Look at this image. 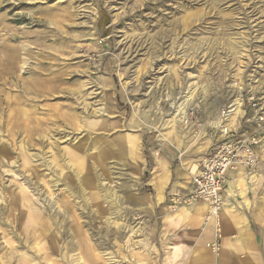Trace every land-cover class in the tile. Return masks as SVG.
<instances>
[{"label": "rangeland", "instance_id": "1", "mask_svg": "<svg viewBox=\"0 0 264 264\" xmlns=\"http://www.w3.org/2000/svg\"><path fill=\"white\" fill-rule=\"evenodd\" d=\"M0 58V90L13 102L0 103V150L10 153L0 157V258L19 245L31 208L59 239L54 262L66 253L64 264H92L91 254L93 264H109L108 254L119 264H194L198 231L170 217V200L222 140L221 108L238 94L241 107L248 91L264 96V0H0ZM188 90L193 104L169 124ZM252 116L239 108L226 139L256 133V167L244 171L248 187L249 176L259 180L246 197L264 253V120ZM117 135L131 138L132 154L110 151ZM210 233L203 246L216 261L222 239L215 254Z\"/></svg>", "mask_w": 264, "mask_h": 264}, {"label": "bare ground", "instance_id": "2", "mask_svg": "<svg viewBox=\"0 0 264 264\" xmlns=\"http://www.w3.org/2000/svg\"><path fill=\"white\" fill-rule=\"evenodd\" d=\"M3 62H2V60L0 58V85H3V84L6 83V79H7V76H8V71H7L6 66H5V64ZM13 74H15V72ZM192 94H193L192 90H188L187 91L186 95L182 98L181 103L178 106H176V114L171 120H169V124L170 123H174V121L176 120V116L183 117V116L186 115V108L189 107V105L193 104V102H192V100H193ZM4 97L5 96H2V91L0 90V103H5L8 106H11V104L13 102H10V98H8V97L4 98ZM233 105H234L233 106L234 109H233V112H232L233 113V116L231 117L232 119L235 118L236 116H238V114H239V108H240V96H239V94L235 98ZM15 122L16 121H15L14 118H12V120L8 118L5 121L6 125L10 126L11 130H13L15 128V126H16ZM2 124H3V122H2ZM217 125H219L218 122H217ZM130 139L131 138H129L128 136H125V135H122V136L117 135L116 137L111 139V145H110L111 149H110V151L111 152L113 151V152L118 153V154L123 155V156H127V155L132 154L133 150H131V149H129L127 147L128 144H131V140ZM96 145H97V142L95 143V146ZM105 147L106 146H104V148ZM101 152H102V150H101ZM8 155H10V153H7L6 150L3 148L1 153H0V157L1 158L5 157V158L8 159V157H10ZM98 155L101 158V155L100 154H98ZM245 177L246 176H245L244 168H240L238 173L233 176V179H234L233 185L228 190V195H229V197L230 196H233V197L239 196L243 200V203L248 204L249 201L247 200L246 192L248 190L249 191L250 190L254 191L253 185H254V183L256 181H259V180H258V178H254L253 176H249L250 178L248 177L247 179L250 180L251 187H248L247 186V181L245 180ZM56 183L58 184L59 182H56ZM81 183H87V180L83 179V181ZM166 184H167V179L165 181L164 187L166 186ZM67 186H68V184H67ZM80 186H81V184H80ZM82 188H84L83 185H82ZM109 193H107V195L105 194V196L103 197L104 200L108 199V194ZM114 193H116V192H113V194ZM158 197H159L158 200L163 203L164 200H163V197L161 196V192H160V194L158 193ZM156 199H157V196H156ZM10 205H11V208L14 209L13 208V204L11 202H10ZM135 207H137V209L139 211L143 210V208L138 207L137 205H135ZM230 207L232 208V206H230ZM28 210H29V212H24L23 215H22V219H24V229H22L21 233H18V232L14 233L15 238L17 239V242H18L19 245L17 246V248H13L8 253H6V254L4 253V255L0 258V264H42L44 262H45V264H64L65 261H66V260L64 261V259L66 258V253L62 257L63 260L60 263L59 262H54V261L51 260L52 254L61 252V249H60V246H59L60 244H59L58 237L57 236L56 237L53 236V238H52V235H50L48 218H37L36 215H35V212H37V210L33 211L31 208H29ZM173 211H175V214L170 216L171 218L175 217L178 221H185V220L191 221V222H193L192 224H194L198 228L201 227L202 222L204 221L203 220V216H202V214L204 213V208H202L200 205H197V207L190 208V209H188L186 207H176ZM113 216H111V217L108 216L109 217L108 220H107L108 222L106 221V223L109 224L110 226L116 225L115 218ZM121 216H122V214L120 215V217ZM107 224H106V226H107ZM205 229H207L208 232H211L209 227H205ZM138 231H141V230H138ZM135 233H136V231H135ZM23 234H24V244H25L24 247L21 246ZM129 234H130V232H129ZM3 236H4V233H3ZM131 236L132 235L130 234V235L127 236V239H125L124 242L121 241V242H123V246H126V249L129 252L132 251V249H133L132 247L134 246V244H136V242L133 243V244L131 243ZM134 239H135V237H134ZM138 244H139V242H138ZM73 245L74 244H71V246L67 247L65 250L67 252L71 251V250L74 251V246ZM144 248H145V246H144ZM172 252H173L172 253L173 255H177L180 252V250H179V248L177 246H174ZM60 254H62V253H60ZM108 255H109V257L107 258V261H108L109 264H119V263H116V261L113 260V257L110 254H108ZM93 256L94 255H92V254H91V256L90 255L88 256V259H89L88 263H90V261L92 262V264L94 263V260L92 259ZM80 261H82V258H78V259H76V260H74L72 262H76V263L79 262L80 263ZM81 263L84 264V262H81Z\"/></svg>", "mask_w": 264, "mask_h": 264}, {"label": "built area", "instance_id": "3", "mask_svg": "<svg viewBox=\"0 0 264 264\" xmlns=\"http://www.w3.org/2000/svg\"><path fill=\"white\" fill-rule=\"evenodd\" d=\"M233 106V103H228L220 110L218 126L222 140L215 147L212 155L203 159L198 165L196 173L191 176L187 192L181 197L174 196L170 200L173 209L190 207L195 204L204 205L203 225L209 227L212 232L209 247L215 254L221 248V215L224 206L223 190L226 175L229 171L238 168L253 172L257 163L255 146L258 141L256 133L248 136V140H244L243 137L229 141L226 139V137H233V132L229 126V120L233 116ZM240 108L244 109V112L245 109L251 111L253 113L252 120L255 122L264 120V96L258 92H245L241 97Z\"/></svg>", "mask_w": 264, "mask_h": 264}, {"label": "crops", "instance_id": "4", "mask_svg": "<svg viewBox=\"0 0 264 264\" xmlns=\"http://www.w3.org/2000/svg\"><path fill=\"white\" fill-rule=\"evenodd\" d=\"M238 173V172H237ZM234 171H229L226 175V182L224 184L223 198L224 207L222 211V251L219 258L215 261L212 260L210 254H206L204 249V241L210 237V232L200 231V228L194 224L184 223L180 225H190L198 231V234L194 237V244L192 253L196 254L193 256L194 264H264V253L260 249V235L259 225H261V219L256 215V211L251 209V201L249 193H247L248 204L243 203V200L239 196L228 195V190L233 185V176L236 175ZM192 176V175H191ZM189 181L186 183L184 190H179L178 187L173 189L174 193H180L183 196L189 188ZM202 204H195L188 209L197 207ZM232 206V208L230 207ZM202 214V216L204 215ZM188 245V244H187ZM191 246V243H190ZM182 248V247H181ZM186 252L189 248L186 247ZM183 250V248H182ZM180 251V253L183 251Z\"/></svg>", "mask_w": 264, "mask_h": 264}]
</instances>
